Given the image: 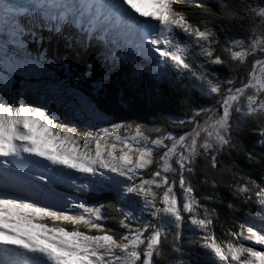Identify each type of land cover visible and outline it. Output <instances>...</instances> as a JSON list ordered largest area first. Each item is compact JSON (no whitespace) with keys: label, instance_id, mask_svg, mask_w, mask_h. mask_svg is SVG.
<instances>
[{"label":"snow or ice","instance_id":"snow-or-ice-1","mask_svg":"<svg viewBox=\"0 0 264 264\" xmlns=\"http://www.w3.org/2000/svg\"><path fill=\"white\" fill-rule=\"evenodd\" d=\"M60 56L77 81V58L99 67L97 104L70 93L78 119ZM163 83L182 117L98 107L120 89L143 111ZM216 204L242 216L226 226ZM0 264H264V0H0Z\"/></svg>","mask_w":264,"mask_h":264},{"label":"trees","instance_id":"trees-1","mask_svg":"<svg viewBox=\"0 0 264 264\" xmlns=\"http://www.w3.org/2000/svg\"><path fill=\"white\" fill-rule=\"evenodd\" d=\"M185 3L191 2L192 4L195 3H199L202 4L206 7H210L212 8L213 11L217 10V5L219 3V0H184ZM232 2H235V0H232ZM197 11L195 9L192 10V12ZM192 12H189V16L190 18L192 17ZM215 27V26H214ZM229 35H231V33H228ZM225 33L221 32L219 33V37L221 40L224 39ZM49 45H51V47H49ZM41 51H47L49 54V58L52 57V55L55 53L56 50V45L54 41H50L49 39H45L42 41V47H40ZM90 59V57H83V58H77V61L75 63H72V67L75 68V70L77 72L80 71H89L90 74V79H88L87 81H77L74 80L72 78H68L66 75L63 77L62 80H59L58 77L56 78L59 81H65L64 84V88L65 91L68 92V89H70L72 92L73 90L76 91V89H80L82 91V93L84 95H86L87 97H89L90 99H92V102L94 104H97V99L98 98H94L96 96L95 92L92 91V84L94 79L96 78V76L99 74V67L98 65L94 66L92 69H89L88 67V60ZM72 62V57L68 56V57H64V56H60L58 57L56 60H54V63L56 64V70H58V72H60L59 70V64L60 63H70ZM57 76H61V75H57ZM36 80L33 79L30 83L32 85H37L38 83L35 82ZM67 81V82H66ZM56 81H52V83H55ZM73 84L76 87H73ZM17 87L19 88V84H17ZM70 91V92H71ZM81 91H79L81 93ZM147 92V89L145 90ZM156 90L153 89V92H155ZM159 91L163 94V96L161 97H157L154 100H149L147 98V95H145L143 97L144 99V110L143 111H139L136 109H129L128 107V95H127V90L121 91L120 89H115L112 94L109 96L107 101H100L98 104V107H111V108H118V109H122L124 114L127 117V120L129 121H134L136 123H140V124H146L149 127H151V125L153 124L154 121V117L153 115H149L147 113H155L156 116H159L161 114H170L173 116H183V109L180 105L179 102V97L184 95L183 92H178L175 89H170L167 83H163L160 85V89ZM191 95L193 96V98L196 97V93L193 91L191 93ZM67 95L65 96L64 100L63 98H60L58 101V106L60 107L61 111H66L67 104L69 102V100L67 99ZM26 99H35V97H25ZM192 106V105H190ZM71 110V109H70ZM74 109L72 108L71 111H73ZM109 120H112L113 122L116 123H120L121 121L119 120H114L112 116H108ZM171 131L174 132H180L181 129H171ZM242 138H243V143L245 145V147H251L252 143L254 142V137L252 136L251 133L245 131L244 133L241 134ZM224 163L230 164V163H237L239 165V167L244 168L246 171L250 170V173L252 175L253 178L258 179V172L255 171L254 169H250L249 166L246 164V162L243 159V156L237 152H233L231 154V156L228 155H224L222 157ZM147 175V173H146ZM203 186H201L202 188ZM219 193L224 197L225 200L231 199V197L228 195L227 190L224 187H220L218 189ZM90 202L94 201V200H99L101 202H104V196H87L86 197ZM215 208L219 211L220 213V219L222 221H224L226 223V226H230L232 224V220L233 219H239L242 216L241 214H233V213H229L227 208L225 206H223L222 204H216ZM107 226L116 228V224L115 221H113L112 219H108L106 222ZM216 233L217 236H222V232L219 229V227H217L216 229Z\"/></svg>","mask_w":264,"mask_h":264},{"label":"rangeland","instance_id":"rangeland-1","mask_svg":"<svg viewBox=\"0 0 264 264\" xmlns=\"http://www.w3.org/2000/svg\"><path fill=\"white\" fill-rule=\"evenodd\" d=\"M188 61H189V63H191V64H194V61H193V59H192V56L191 55H189V57H188ZM61 75V76H57V75ZM66 74H64V73H62V72H58V70H56V78L58 77V79L59 80H62L63 79V77L65 76ZM72 79H74V78H72ZM74 80H76V79H74ZM35 82H37V81H35ZM67 82V81H66ZM38 83V82H37ZM51 83H52V81H51ZM73 87H76L74 84H73ZM68 91H69V94H68V92L67 91H65V93H64V95L63 96H61L60 98H63V100H64V98H65V96L67 95L68 97H67V99L69 100V102H68V104H67V107H69V108H66L65 107V109H66V111H68L69 113H70V116H69V119H72L73 117H77V119L79 118L78 117V113H77V109H76V105H77V103H78V101L74 98V96L72 95V94H70V93H73V92H75V93H80L79 91H81L80 89H76V91L75 90H73V92L70 90V89H68ZM71 91V92H70ZM81 93H82V91H81ZM83 94V93H82ZM84 95V94H83ZM86 96V95H85ZM59 98V99H60ZM72 108L74 109L73 111H71L72 110ZM71 109V110H70ZM101 126H106V125H101ZM144 175L146 176V172L144 173ZM81 199H86L87 201H89L85 196H81ZM90 202V201H89Z\"/></svg>","mask_w":264,"mask_h":264}]
</instances>
